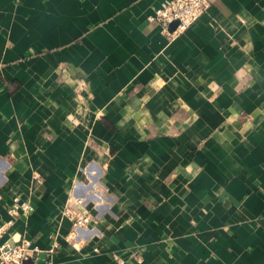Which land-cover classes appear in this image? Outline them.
<instances>
[{
	"label": "crops",
	"instance_id": "0c3cea01",
	"mask_svg": "<svg viewBox=\"0 0 264 264\" xmlns=\"http://www.w3.org/2000/svg\"><path fill=\"white\" fill-rule=\"evenodd\" d=\"M162 1L0 0V219L32 207L1 241L264 264V0H208L174 36L147 18Z\"/></svg>",
	"mask_w": 264,
	"mask_h": 264
},
{
	"label": "built area",
	"instance_id": "2783aa9c",
	"mask_svg": "<svg viewBox=\"0 0 264 264\" xmlns=\"http://www.w3.org/2000/svg\"><path fill=\"white\" fill-rule=\"evenodd\" d=\"M209 6L208 0H163L154 10L153 14L147 18L151 21L158 22L164 31L167 25L176 22L175 28L167 32L170 36L180 34L190 24H192ZM32 207L27 200L20 199L15 196L11 204L7 207L6 212L9 216L6 220L0 219V239L13 224L14 219L20 216H26ZM62 214L69 217L75 216L72 207L62 209ZM73 221V230L80 227L87 221V217L75 216ZM76 227V228H75ZM56 243L46 249L44 252L43 264H53L52 255ZM41 251L38 246L33 245L29 239L22 237L15 241L0 240V264H23V261L32 260L34 263L37 254Z\"/></svg>",
	"mask_w": 264,
	"mask_h": 264
},
{
	"label": "water",
	"instance_id": "95a60500",
	"mask_svg": "<svg viewBox=\"0 0 264 264\" xmlns=\"http://www.w3.org/2000/svg\"><path fill=\"white\" fill-rule=\"evenodd\" d=\"M172 24L176 25V22H173ZM23 264H43V262L41 263L40 261L37 260L34 263L32 260H26V261H23Z\"/></svg>",
	"mask_w": 264,
	"mask_h": 264
},
{
	"label": "bare ground",
	"instance_id": "6f19581e",
	"mask_svg": "<svg viewBox=\"0 0 264 264\" xmlns=\"http://www.w3.org/2000/svg\"><path fill=\"white\" fill-rule=\"evenodd\" d=\"M87 173L94 174V173H96V170L94 167L89 166Z\"/></svg>",
	"mask_w": 264,
	"mask_h": 264
}]
</instances>
